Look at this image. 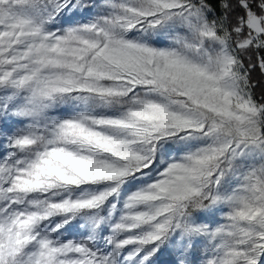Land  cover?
Instances as JSON below:
<instances>
[{
	"label": "rangeland",
	"instance_id": "1",
	"mask_svg": "<svg viewBox=\"0 0 264 264\" xmlns=\"http://www.w3.org/2000/svg\"><path fill=\"white\" fill-rule=\"evenodd\" d=\"M212 14L0 0V264H264L262 107Z\"/></svg>",
	"mask_w": 264,
	"mask_h": 264
},
{
	"label": "trees",
	"instance_id": "2",
	"mask_svg": "<svg viewBox=\"0 0 264 264\" xmlns=\"http://www.w3.org/2000/svg\"><path fill=\"white\" fill-rule=\"evenodd\" d=\"M212 10L215 18L224 22L227 41L235 49L239 70L243 74L248 95L253 103L262 107L259 133L264 136V36L255 43L253 31L247 23V13L264 21V0H194ZM124 94L113 95L112 99L124 98ZM126 98V97H125ZM184 209L195 211L207 202L202 195L189 198Z\"/></svg>",
	"mask_w": 264,
	"mask_h": 264
}]
</instances>
